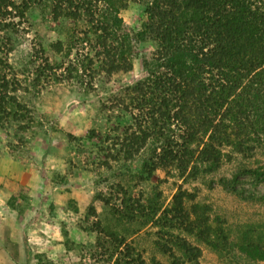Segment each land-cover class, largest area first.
Masks as SVG:
<instances>
[{
	"label": "trees",
	"instance_id": "1",
	"mask_svg": "<svg viewBox=\"0 0 264 264\" xmlns=\"http://www.w3.org/2000/svg\"><path fill=\"white\" fill-rule=\"evenodd\" d=\"M128 2L0 0V30L14 35L25 31L22 24L40 6L53 21H70L55 26L64 40L50 44L60 58L49 59L37 41L44 53L38 77L86 81L94 89V82L106 84L131 71L140 43H153L139 55L143 77L111 94L127 116L112 123V134H99L105 138L97 146L100 166L136 161L138 176L149 179L158 168L173 165L180 176L194 179L218 169L224 147L243 155L264 147V0H139L144 21L138 29L118 14ZM77 46L86 52L69 58ZM6 67L0 53V125L22 117L12 107L24 109L9 95L13 80L6 78ZM95 136L91 131L89 137ZM219 182L240 197L264 200V193L245 196L233 183ZM118 187L97 195L102 218L88 206L87 214L95 216L91 256L96 261L163 264L154 256L147 262L127 239V228L132 234L146 225L156 228L154 245L168 264H201L199 244L218 253L229 248L224 218L197 201L195 192L178 187L165 206L157 192L140 198ZM236 246L247 258L264 260L261 235L245 230Z\"/></svg>",
	"mask_w": 264,
	"mask_h": 264
},
{
	"label": "rangeland",
	"instance_id": "2",
	"mask_svg": "<svg viewBox=\"0 0 264 264\" xmlns=\"http://www.w3.org/2000/svg\"><path fill=\"white\" fill-rule=\"evenodd\" d=\"M42 7L28 15L22 24L25 31L19 35L0 30V53L9 66L4 71L13 80L9 95L24 106L21 112L16 106L12 110L32 118L0 125V264H104L91 256L95 216L87 210L94 205L102 218L104 206L97 195L115 191L118 184L135 197H153L157 192L165 206L178 187L195 192L197 201L209 203L224 218L230 246L218 253L199 244L201 264H264V260L247 258L236 246L245 230L264 238V200L240 197L219 182L233 183L245 196L264 193V147L249 155L224 147L218 169L194 179L180 176L173 165L158 168L149 179L138 176L136 161L100 166L97 146L105 138L99 134H112V123L123 122L127 116L111 94L143 77L139 55L152 49L153 43H140L131 71L113 75L106 84L94 82V89L87 88L86 81L38 77L44 53L37 41L49 59L60 58L50 46L64 40L55 26L70 25L68 20L53 21ZM118 14L132 28H141L144 14L139 0H129ZM71 52L69 58L86 48L77 46ZM91 131L98 138L89 137ZM253 170L263 175L257 177ZM155 230L146 225L131 234L127 228V239L147 262L154 256L168 264L154 245Z\"/></svg>",
	"mask_w": 264,
	"mask_h": 264
}]
</instances>
